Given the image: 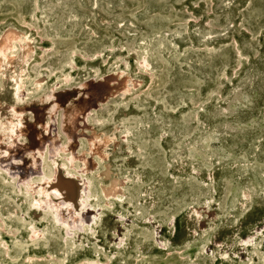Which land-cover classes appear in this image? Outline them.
Returning <instances> with one entry per match:
<instances>
[{
	"label": "rangeland",
	"instance_id": "1",
	"mask_svg": "<svg viewBox=\"0 0 264 264\" xmlns=\"http://www.w3.org/2000/svg\"><path fill=\"white\" fill-rule=\"evenodd\" d=\"M0 264H264V0H0Z\"/></svg>",
	"mask_w": 264,
	"mask_h": 264
},
{
	"label": "bare ground",
	"instance_id": "2",
	"mask_svg": "<svg viewBox=\"0 0 264 264\" xmlns=\"http://www.w3.org/2000/svg\"><path fill=\"white\" fill-rule=\"evenodd\" d=\"M10 32H12V30H10L9 31V33ZM15 33V32H14ZM19 38H20V36H19ZM30 41V40H29ZM4 42V41H3ZM9 43V42H8ZM6 46V45H5ZM29 46V45H28ZM7 47V46H6ZM12 49V48H11ZM3 57V56H2ZM11 57V56H10ZM9 62V61H8ZM10 63V62H9ZM15 136V135H14ZM22 136V135H21ZM20 136V137H21ZM7 139V138H6ZM19 140V139H18ZM30 152V151H29ZM8 155V154H7ZM27 158V157H26ZM108 172L109 171H107V173H103L102 172V174H104V176H107V174H108ZM111 174V173H110ZM109 175V174H108ZM101 177V176H100ZM105 179V178H104ZM106 179H108V177L106 178ZM121 185V184H120ZM120 185H119V183H117V181L116 180H113L111 183H110V185H109V187L108 188H104L103 190H104V193L103 194H106L107 196H110L111 194H114V193H116V192H118V191H120ZM107 187V186H106ZM55 213V212H54Z\"/></svg>",
	"mask_w": 264,
	"mask_h": 264
}]
</instances>
